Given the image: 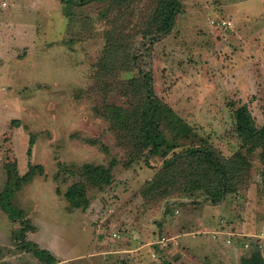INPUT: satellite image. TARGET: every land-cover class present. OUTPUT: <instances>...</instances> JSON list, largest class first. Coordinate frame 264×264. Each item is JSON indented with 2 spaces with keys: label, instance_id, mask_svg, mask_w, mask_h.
I'll list each match as a JSON object with an SVG mask.
<instances>
[{
  "label": "rangeland",
  "instance_id": "1",
  "mask_svg": "<svg viewBox=\"0 0 264 264\" xmlns=\"http://www.w3.org/2000/svg\"><path fill=\"white\" fill-rule=\"evenodd\" d=\"M129 1L0 0V264H244L256 251L264 258L260 148L248 180L216 205L201 194L158 198L146 188L162 159L150 165L145 152L133 158L118 144L98 86L108 60L104 80L115 89L107 99L130 103L119 81L137 74L124 70L121 51L108 50L121 38L137 43L156 94L232 155L243 143L239 106L264 125V0H181L174 28L150 52L142 19L155 0ZM85 163L112 165L113 178L89 182L90 204L70 207L65 192L83 180ZM36 164L43 170L21 182ZM34 242L57 261L42 260Z\"/></svg>",
  "mask_w": 264,
  "mask_h": 264
},
{
  "label": "trees",
  "instance_id": "2",
  "mask_svg": "<svg viewBox=\"0 0 264 264\" xmlns=\"http://www.w3.org/2000/svg\"><path fill=\"white\" fill-rule=\"evenodd\" d=\"M110 1L124 4L129 0ZM181 9V0L154 1L142 19L144 28L141 43L145 45L144 50L150 52L153 43L171 32ZM107 35L112 39L114 30H109ZM120 40L111 41L108 51L110 53L121 51L126 59L124 70L137 74L123 76L119 81L125 89L123 93L129 95L131 100L125 106L107 99L108 94L115 89V83L109 82L108 79L104 80L109 68L108 60H102L98 77L103 81L99 82L98 86L105 91L107 98L104 99L105 104L101 110L111 123L110 127L116 131L118 144L126 148L133 158L135 155L138 156L139 152H145L147 163L150 165L151 157L159 156L162 159L161 168L147 180L146 190L155 193L158 198L173 194L186 196L201 194L210 204L222 202L228 194L233 193L248 180L252 166L251 155L257 152L256 149L260 148L258 150L264 162V125L259 127L256 124L246 105L239 106L235 113L236 129L243 143L232 155H224L156 94L152 65L148 61L140 62L142 54L136 49L137 43L132 45V41L126 44L123 38ZM33 141L32 139L31 143ZM112 168V165L92 163L80 166L83 180L73 182L65 192L70 207H87L90 204L88 183L97 185L110 183L113 178ZM38 170H43V167L38 164L32 165L20 178L21 182L29 181ZM8 173L10 182L13 176L11 171ZM33 245L42 260L47 263L57 261L56 256L51 255L47 249L41 248L36 242ZM259 252L245 257L244 264H264V258Z\"/></svg>",
  "mask_w": 264,
  "mask_h": 264
},
{
  "label": "built area",
  "instance_id": "3",
  "mask_svg": "<svg viewBox=\"0 0 264 264\" xmlns=\"http://www.w3.org/2000/svg\"><path fill=\"white\" fill-rule=\"evenodd\" d=\"M3 5H6V2L2 3ZM232 24V22L230 20H222V26L226 27V26H230ZM115 235H118L117 233H115ZM164 241L165 237L162 238ZM230 241V240H229Z\"/></svg>",
  "mask_w": 264,
  "mask_h": 264
},
{
  "label": "crops",
  "instance_id": "4",
  "mask_svg": "<svg viewBox=\"0 0 264 264\" xmlns=\"http://www.w3.org/2000/svg\"><path fill=\"white\" fill-rule=\"evenodd\" d=\"M3 5V4H2ZM264 9V8H263ZM259 18H262V16H260ZM243 19V18H242ZM232 25V24H231ZM262 47L264 48V45H262Z\"/></svg>",
  "mask_w": 264,
  "mask_h": 264
}]
</instances>
